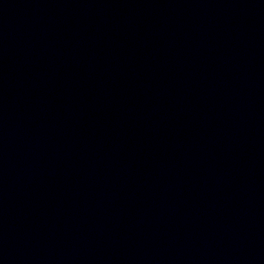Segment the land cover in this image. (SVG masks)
Returning <instances> with one entry per match:
<instances>
[{"label": "water", "instance_id": "water-1", "mask_svg": "<svg viewBox=\"0 0 264 264\" xmlns=\"http://www.w3.org/2000/svg\"><path fill=\"white\" fill-rule=\"evenodd\" d=\"M0 264H264V0H0Z\"/></svg>", "mask_w": 264, "mask_h": 264}]
</instances>
